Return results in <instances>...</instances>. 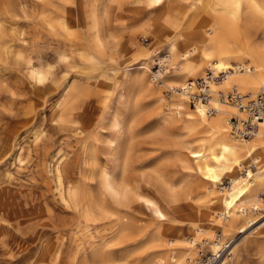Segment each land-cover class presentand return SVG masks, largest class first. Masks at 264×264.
<instances>
[{
    "label": "bare ground",
    "instance_id": "obj_1",
    "mask_svg": "<svg viewBox=\"0 0 264 264\" xmlns=\"http://www.w3.org/2000/svg\"><path fill=\"white\" fill-rule=\"evenodd\" d=\"M30 1L38 9L35 14L37 28L34 29L52 38H63L53 39L63 43L59 45L58 41L53 52L57 62L68 71L56 79L53 67L46 61L27 59L23 62L28 91L24 87L26 94L19 99L24 102L21 111L10 116L18 115L20 121L13 122L8 130L12 132L15 125H19L21 128L17 129L23 131H29L32 127L33 136L41 140L44 136L43 105L53 96H58L60 110L63 111L58 124L70 131L78 130L79 134L85 130L92 134L88 145H85V155L97 178L94 182L97 186L95 192L91 191L95 187L88 183L80 186L66 180L61 161L72 147L67 149L65 140H58L54 146L44 150L43 168H52L54 187L61 204L59 208H71L73 216L57 218L52 208L28 215L31 223L45 220L33 231V244L44 250L49 236L56 235L58 242L56 240L57 247L51 263L57 264L64 239L100 238L90 245L93 248L103 246L107 233L99 234V227L107 224L111 237L120 238L127 235L133 219L142 213L164 225L150 237V243L174 244L169 247L167 264H196L199 260L197 255L217 254L224 247L216 264H250L248 256L252 241L246 240V237L248 228L254 224L258 225L250 232L259 233L257 240L260 243L254 250L256 257L252 263L264 264V113L256 120L257 129L251 137L253 139L235 138L230 133L229 119L233 116L245 118V113L239 112L226 100V95L232 89L250 97L264 89V45L252 44L253 35L242 30L248 25L260 24L264 27V0ZM122 6L133 7L132 23H137L131 30L133 35L137 32L151 33L154 38L164 40L165 44L160 49L156 46L151 49L148 61L157 59L160 67H165L161 85L170 90L165 102L157 94L156 88L151 86L155 75L150 77L147 74L149 64L146 59L140 61L143 70L136 80L140 81L142 87L139 90L133 86H115L112 79L104 81V77L100 82L96 81L95 70L104 64L105 43L101 33L109 32L110 23L116 17L115 12ZM80 14L87 22L86 35H90L85 40L78 33L73 35L66 24L67 18L79 22ZM182 25L195 30L189 32V36L176 33L174 29ZM3 28L0 25V61L12 56L20 62V54L13 56V38H6ZM75 62L84 71H72ZM204 68H209L215 77L219 72L224 74L221 79L216 78L209 83L210 97L207 103L197 102L191 110H187L188 83L194 81L191 78ZM141 89L151 94L149 107L156 109L155 127L158 132L169 134L177 121L176 115L184 114L185 123L190 126L185 125V128H195L202 134L195 147H185L190 157L184 156V168L188 167L186 164L192 165L200 175L206 189L205 200L212 207L193 208L194 215L188 219L186 235L187 212L185 199H177L178 181L162 174L155 178L158 186L151 185L146 179L149 165L137 153ZM5 90L10 100L16 98L15 92ZM32 97H35V101H31ZM208 107L214 108L213 114L206 113ZM98 114L99 118L92 117L93 121L89 119L90 122L82 123L79 119L80 115L88 118ZM102 128L106 129L105 133L100 132ZM17 129L13 131L14 136L20 131L17 132ZM100 135L103 136L104 157L99 162L97 140L101 139H98ZM174 140L180 144L178 137ZM20 154L16 152L15 158L20 159ZM223 180L227 181V185L220 186ZM15 210V202L11 201L7 190L0 188V219L4 221L6 217L16 215ZM212 211L215 212L214 216ZM135 225L133 227H137ZM213 228L221 229L225 238L235 230L238 235L229 241V237L224 239L225 245L223 237L210 238L209 230ZM155 259V264H161L163 260L159 256Z\"/></svg>",
    "mask_w": 264,
    "mask_h": 264
},
{
    "label": "rangeland",
    "instance_id": "obj_2",
    "mask_svg": "<svg viewBox=\"0 0 264 264\" xmlns=\"http://www.w3.org/2000/svg\"><path fill=\"white\" fill-rule=\"evenodd\" d=\"M21 7H23V9H21ZM131 8L133 7H120L115 12L116 17H114V20L110 23L109 35L107 32L101 33L105 43V48L103 50L104 55L102 56L104 64L100 65L98 67L99 69L95 70L96 81L98 80V82H100L103 79H105L104 81H106V79H112L115 86H133L139 90L142 87L140 81L136 80L138 75H140V71L142 72L143 70L140 61L146 59L149 64L146 70L147 74L150 77L155 75V81H153L151 86L156 88L157 94H159L165 102L170 94V90L161 85L165 67L161 68L157 59L148 61L151 49L155 46L160 49L165 44L163 43L164 40L162 38H154L151 33L142 34L141 32H137L133 35L131 30L137 26V23H132L134 10H131ZM37 12V7H35L33 1L30 0H0V25L4 27L6 38H13V41H11L14 45L13 47H15L13 48V56H16V54L21 55L20 62L16 61L12 56L0 61V188H5L7 190L11 197V201L13 200L15 202V211L17 212L16 215L14 214L6 217L4 221L0 219V264H53L51 263V258L57 247L58 238L54 234L50 235L44 250L35 246L32 241V233L43 225L45 220L41 219L38 222L31 223L28 221L27 217L31 213L41 212L49 208H52L56 212L57 218H70L73 216L71 208H59L61 204L56 188L54 187L55 179L52 168L50 169L48 166L45 170L43 168V153L46 148L54 146L58 140H65V147H67V149L72 147V150L67 152L65 157H63L62 161L66 159L63 161L64 163L61 161V169L66 180H70L75 183V185L80 186H86L85 183H88V185L90 184L95 187L93 189L91 188L93 192L97 189L96 183H94L97 178L95 174L93 175L94 170L90 168L85 155V145H88V141L91 140L92 134L88 130L79 134L78 130L70 131V129L68 130L66 127H62L58 124L59 119L63 116V111L60 110V100L58 96L57 98L53 96L43 105L44 121L42 122V127L44 128V136L41 140L33 136V131H31L32 127L29 128V131L28 129L27 131H23V129H17L21 128L19 125H15L12 129L13 131H16V129L17 132L22 130L15 136L13 131L11 132L8 130V126H11L13 122L20 121L18 115L15 117L10 116L21 111L24 102H20L19 99L21 96H25L26 90L28 91L24 78V69L22 67L23 62L27 59L32 61H46L53 67V72L56 73V79H60L61 75L68 71V69H65L57 62L56 54L53 52L57 47L58 41L60 42L59 45L63 44L61 43L63 38H61V36L55 37L61 39L56 41L53 40L55 39L54 37L52 38L46 33L35 30L34 28L37 26L38 22L35 17ZM80 17L81 14L79 15V22L67 18L66 24L69 30L73 32V35H77L78 33L79 37L85 40L90 35L87 36L85 32L86 20ZM118 17L120 19H118ZM130 23H132V25H126ZM189 29L186 28L185 25H182L174 30L178 34L189 36V32L193 30L190 29V31ZM243 29L249 31L253 35L252 44H256L255 46L264 45L263 26H260V24L248 25L245 28L243 27L242 30ZM142 37L148 38L146 43L141 41ZM207 70H209V68H204L201 73L195 74L191 80L203 76ZM72 71L84 70L78 62H75V67H73ZM5 89H8L10 92H15L18 97L16 96V98L14 97L13 100H10ZM178 92L181 93L180 91ZM31 101H35V97H32ZM150 102V92L141 89L139 95L140 109L137 117V153L144 157L146 163L149 165L146 179L151 185L158 186L155 178L162 174L165 175V177L173 179L175 182L178 181L177 199L181 201L185 199V212H187L188 216L185 215L186 235V233L188 234V232H186L188 227L187 222L188 219L192 218L191 216L194 215L193 211L196 208L212 207V204L205 200L206 189L203 187L204 182H201L200 175L193 170L192 165L186 164L188 167L184 168L185 163L183 159L187 156L190 157L185 147H195L202 134L195 128H185V125H189L185 123L184 114L176 115L177 121L175 126L171 127L168 132L169 134H161L156 130L155 118L157 112L155 108L151 109L149 107ZM188 105L189 104H187V110H191L193 106L190 105L188 107ZM162 109H164V106H162ZM92 117L99 118V114L91 115L88 118L86 115H80L79 119L82 123H85L87 121L90 122L89 119L93 121ZM37 124L38 123H36V125ZM100 132L105 133L106 129L102 128ZM102 137L103 136L100 135L98 139H101H99V141L97 140V155L99 162L104 157L102 148L104 146L101 141L103 139ZM176 137L179 138L178 142L180 144H177V141L174 140ZM16 152L21 153L20 159L15 158ZM223 181L225 183L227 182L226 180ZM262 197L264 198V193H262ZM34 198L37 201H35ZM42 198H44L43 201ZM56 203H58V205ZM191 208L195 209L191 210ZM69 212L71 214H69ZM212 212L214 216L215 212ZM178 219L181 220L179 217ZM135 223L137 227H133ZM161 224L163 223L159 220H154L145 214L139 213L136 219H133L132 228L127 235L120 238L111 237L109 234L110 229H108L109 226L107 224L99 227L97 229L99 234L104 232L107 233L103 238L106 240L103 246L93 248L92 245H90L94 241L101 240L100 238H85L76 241L64 239L65 241H63L60 247V254L62 256L60 255L59 263L57 264H87L88 262H90V264H109L110 262L113 264H155V258L157 256L163 259L161 260V264H167L169 247H172L174 244H165L164 242L162 245H154L150 243V237L155 234L157 229L159 230L161 226H164ZM255 225L258 224H254L248 228L247 232L249 233L246 237V240L252 241L248 256L251 262L250 264H254L252 263L256 257L254 250L260 243V241L257 240L259 233L250 232ZM157 226H159V228ZM236 231L237 230L233 231L227 236L229 237L227 241L234 235H238ZM209 232L211 239L215 236L223 237L222 241L226 245L224 239L227 237H224L225 235L221 229L213 228L210 229ZM78 242H80L79 245H76ZM196 257L197 259L199 258L198 255Z\"/></svg>",
    "mask_w": 264,
    "mask_h": 264
},
{
    "label": "built area",
    "instance_id": "obj_3",
    "mask_svg": "<svg viewBox=\"0 0 264 264\" xmlns=\"http://www.w3.org/2000/svg\"><path fill=\"white\" fill-rule=\"evenodd\" d=\"M147 40V37L141 38L143 43H146ZM223 74V72H219L218 77H215L211 70H207L203 77L190 81L187 88L190 89L188 94L189 106L192 105L194 107L197 102L207 103L210 97L209 83L213 82L216 78L221 79ZM226 100L232 103L239 112L245 113V118L233 116L229 119L230 133L238 139L251 138L257 129V118L264 113V89L252 97L241 94L236 89H232L226 95ZM214 111V108L211 107L206 109L207 114H213ZM225 184L227 185V182H224L222 186ZM224 249L225 247L220 249L217 254L202 253L199 255V260L196 264H216Z\"/></svg>",
    "mask_w": 264,
    "mask_h": 264
}]
</instances>
